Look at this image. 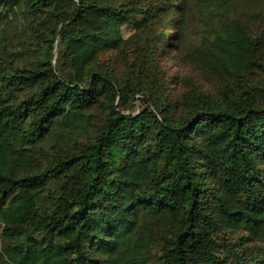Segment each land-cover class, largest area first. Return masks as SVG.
Masks as SVG:
<instances>
[{"label": "trees", "instance_id": "obj_1", "mask_svg": "<svg viewBox=\"0 0 264 264\" xmlns=\"http://www.w3.org/2000/svg\"><path fill=\"white\" fill-rule=\"evenodd\" d=\"M242 2L0 0V264H264V0Z\"/></svg>", "mask_w": 264, "mask_h": 264}, {"label": "rangeland", "instance_id": "obj_2", "mask_svg": "<svg viewBox=\"0 0 264 264\" xmlns=\"http://www.w3.org/2000/svg\"><path fill=\"white\" fill-rule=\"evenodd\" d=\"M234 2L238 6L236 7L237 10H240L245 5L242 0H234ZM196 21L197 14L193 12L190 22L194 24ZM161 31L166 34L173 32L171 28L166 29V27ZM153 35L154 33H152L149 28L144 29V27L127 26L124 29V36L128 40L127 43L122 46L121 56L128 60L132 59L135 55L145 56L149 52L148 46L152 42L151 37H153ZM173 55L174 57L172 59H168L167 56H165L162 62H160L161 64H157L159 66L164 64L166 66L179 67L182 72L193 74L203 85H213L215 83L216 79L213 74L201 70L193 64L189 58L182 57L180 53L178 55V52H175Z\"/></svg>", "mask_w": 264, "mask_h": 264}]
</instances>
